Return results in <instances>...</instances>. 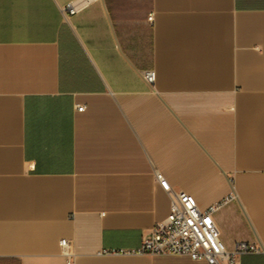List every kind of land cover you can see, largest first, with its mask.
<instances>
[{
  "label": "crops",
  "instance_id": "1",
  "mask_svg": "<svg viewBox=\"0 0 264 264\" xmlns=\"http://www.w3.org/2000/svg\"><path fill=\"white\" fill-rule=\"evenodd\" d=\"M158 173L264 264V0H0V264H208Z\"/></svg>",
  "mask_w": 264,
  "mask_h": 264
},
{
  "label": "built area",
  "instance_id": "2",
  "mask_svg": "<svg viewBox=\"0 0 264 264\" xmlns=\"http://www.w3.org/2000/svg\"><path fill=\"white\" fill-rule=\"evenodd\" d=\"M70 14H76L78 8L69 4ZM150 14L149 20L153 21ZM147 82L156 81L154 70L145 73ZM157 180L171 196L170 212L163 222L153 226L141 245L135 249L115 250L112 253L122 255H182L194 260H205L208 264H237L238 256L259 252L260 248L253 243L238 242L231 251L219 238L209 218L221 209L228 199L201 209L196 197L184 191L174 190L163 174H157ZM67 240L61 244L66 245Z\"/></svg>",
  "mask_w": 264,
  "mask_h": 264
}]
</instances>
